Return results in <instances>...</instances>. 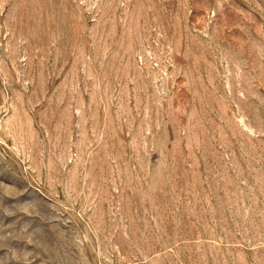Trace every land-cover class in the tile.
I'll return each instance as SVG.
<instances>
[{
    "label": "rangeland",
    "instance_id": "374dc122",
    "mask_svg": "<svg viewBox=\"0 0 264 264\" xmlns=\"http://www.w3.org/2000/svg\"><path fill=\"white\" fill-rule=\"evenodd\" d=\"M0 264H264V0H0Z\"/></svg>",
    "mask_w": 264,
    "mask_h": 264
}]
</instances>
